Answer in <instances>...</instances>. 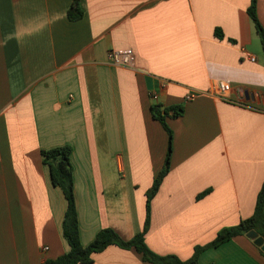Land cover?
<instances>
[{"label": "crops", "instance_id": "obj_1", "mask_svg": "<svg viewBox=\"0 0 264 264\" xmlns=\"http://www.w3.org/2000/svg\"><path fill=\"white\" fill-rule=\"evenodd\" d=\"M73 2L0 0V264H47L69 250L67 203L43 150L73 149L84 246L102 229L126 241L143 231L169 149L154 105L183 112L167 119L171 168L145 240L187 261L250 218L264 184V52L251 0H80L83 18L71 21ZM258 18L264 27V0ZM129 49L133 67L110 60ZM221 81L228 100L214 92ZM92 264L151 263L110 246ZM199 264H264V252L240 236Z\"/></svg>", "mask_w": 264, "mask_h": 264}, {"label": "trees", "instance_id": "obj_2", "mask_svg": "<svg viewBox=\"0 0 264 264\" xmlns=\"http://www.w3.org/2000/svg\"><path fill=\"white\" fill-rule=\"evenodd\" d=\"M248 14L259 35L262 49L264 52V27L258 18V0H251L248 8ZM83 10L80 0H74L68 13L71 21H77L83 18ZM216 36L220 39L224 37L223 33L217 29ZM183 107L175 106L163 109L161 105L152 106V115L159 121L169 137V149L163 170L156 177L153 187L147 192V215L145 226L142 232L138 233L133 239L126 241L119 234L111 229L100 230L94 241L84 246L81 239L79 213L76 204L74 190V167L71 156L73 149L71 146H61L41 152L44 165L48 166L52 184L60 188L66 203V213L63 221V237L69 246V250L64 255L55 260L48 261L47 264H92L95 254L105 251L110 246H118L122 249H135L147 263L151 264H199L200 255L207 249L218 248L232 241L236 237L246 236L249 232L255 231L260 237L264 238V184L258 195L256 207L253 215L242 220L237 226L222 229L214 241L206 246H197L194 256L181 261L175 256H159L154 253L146 244L145 236L150 227L152 199L158 193L165 177L169 174L171 168V158L173 153L174 133L168 125V118H179L182 116Z\"/></svg>", "mask_w": 264, "mask_h": 264}, {"label": "built area", "instance_id": "obj_3", "mask_svg": "<svg viewBox=\"0 0 264 264\" xmlns=\"http://www.w3.org/2000/svg\"><path fill=\"white\" fill-rule=\"evenodd\" d=\"M110 60L114 62L115 64L118 65H123V66H134V52L133 50H125V51H114L111 52L110 55ZM252 61H255L254 57H251ZM232 91V86L230 83L221 81L217 84V87L215 88V94L219 98L223 100H228L229 99V94ZM195 98L194 93H190L187 96V100L191 101Z\"/></svg>", "mask_w": 264, "mask_h": 264}, {"label": "water", "instance_id": "obj_4", "mask_svg": "<svg viewBox=\"0 0 264 264\" xmlns=\"http://www.w3.org/2000/svg\"><path fill=\"white\" fill-rule=\"evenodd\" d=\"M246 236L264 252V238L260 237L255 231L249 232Z\"/></svg>", "mask_w": 264, "mask_h": 264}, {"label": "rangeland", "instance_id": "obj_5", "mask_svg": "<svg viewBox=\"0 0 264 264\" xmlns=\"http://www.w3.org/2000/svg\"><path fill=\"white\" fill-rule=\"evenodd\" d=\"M256 45H257V49H261L262 50V45H261V41H260V39H259V37H258V39H257V41H256Z\"/></svg>", "mask_w": 264, "mask_h": 264}]
</instances>
